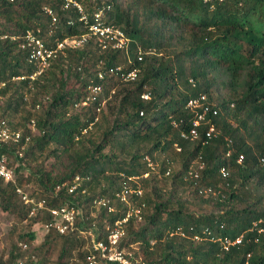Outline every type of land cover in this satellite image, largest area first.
<instances>
[{"label":"trees","instance_id":"trees-1","mask_svg":"<svg viewBox=\"0 0 264 264\" xmlns=\"http://www.w3.org/2000/svg\"><path fill=\"white\" fill-rule=\"evenodd\" d=\"M74 1L81 11L64 0H0V81L5 83L0 121L30 135L22 157H9L16 182L0 181V211L13 219L0 264H89L95 252L80 231L94 224L98 239H106L128 208L115 192L138 185L142 194L129 202L140 210L141 221L124 224L119 244L134 258L144 264H264V230H252L253 223L264 222V167L258 162L264 154V0ZM99 11L103 24L129 39L127 50L103 48L90 37L31 79L36 68L28 62L29 50L3 38L39 29L53 45L88 34ZM115 67L138 68L139 75L129 83L117 76L97 78ZM96 85L101 91L94 95L89 87ZM219 88L227 93L222 98L214 94ZM200 94L219 112L207 116L192 140L188 133L196 117L186 104ZM210 124L219 132L206 139ZM225 138L232 141L228 157ZM198 159L204 165L199 179L184 181ZM177 161L180 168L172 172ZM221 168L227 179L221 178ZM75 176L84 179V193L55 191ZM162 179H170L169 188ZM16 185L44 200L46 209L75 205L74 229L64 235L50 229L37 242L35 226L51 217L45 209L30 217ZM180 187L190 189L189 198L181 197ZM209 187L220 190L222 198L206 195ZM101 198L107 207L95 204ZM203 205L213 210L191 209ZM178 227L186 237L172 234ZM206 229L217 237L245 238L225 253L208 240L192 239Z\"/></svg>","mask_w":264,"mask_h":264},{"label":"built area","instance_id":"built-area-1","mask_svg":"<svg viewBox=\"0 0 264 264\" xmlns=\"http://www.w3.org/2000/svg\"><path fill=\"white\" fill-rule=\"evenodd\" d=\"M12 2L13 0H7ZM66 6L73 5L79 11L81 7L74 0H64ZM222 1V0H219ZM44 12L51 17V26L55 24V18L50 11V9L45 8ZM102 12L99 11L95 15V23L89 27V33L82 35L80 37L67 38L63 41L55 40L53 45H47V40H43L40 37L41 31L36 29L35 32L27 30L21 36H4V39H9L12 42H18V47L21 50H29L28 53V62L35 66L36 70L34 74L30 76L31 79H34L44 73L51 65L53 61L58 59L59 56L65 54L67 48H78L84 45L87 42V39L94 37L99 45H102L105 48L107 45H111L113 49L117 50H127L129 39H127L124 33L115 27L114 25H106L101 21ZM50 32L47 36H50ZM142 60V53L139 51L138 61ZM117 76L122 82H133L137 79L139 75L138 68H132L131 70L124 71L120 67L109 68L107 71H100L97 73V78L103 80L105 76ZM23 77H16L15 80H22ZM192 82V81H191ZM5 88V83L0 81V92ZM92 94H97L101 91L99 85L89 87ZM143 99H148L147 94L142 95ZM86 104V103H84ZM233 107V105H230ZM186 109L195 114V121L193 126L188 133V137L192 140H196L199 135L197 128L206 121L207 116L217 115L219 112L218 107L215 103L210 102L205 94H200L196 98L190 99L186 104ZM142 115V113H141ZM29 130L31 135L36 133L35 121H31L29 124ZM85 131V130H84ZM219 130L215 125L210 124L204 133L206 139H212L218 134ZM30 141V135L23 136L22 132L12 130L5 121H0V181L4 183H15V167L10 161V156L14 158L15 161H18L22 155L26 144ZM227 145V157L231 155L232 141L229 138H225ZM243 156L238 158V163H241ZM147 166L151 171H155V165L146 158ZM259 165L264 167V154L258 158ZM203 163L195 161L193 166L185 173L183 180L186 182H192L199 179L200 171L203 169ZM220 176L222 179L228 178V171L225 168L219 170ZM144 175V177H146ZM131 179V178H130ZM84 179L79 176H75L70 184H62L57 186L55 191H60L61 189H67L69 194H72L76 191L85 192L84 189ZM195 184V183H194ZM196 185V184H195ZM16 193L21 198V201L24 205L30 206L29 216H34L40 210H46L49 216L51 217V222L41 226L44 229V233H47L50 229L55 230L58 234L64 235L68 231L74 229L75 221L79 215V210L73 204H65L58 208H47L45 207V201H36L34 198H31L23 189L16 185ZM206 195L211 194V196L222 198V193L220 190H213L212 188H207L205 190ZM142 190L139 185L136 188L125 187L122 190L115 192V198L121 203L127 205V210L125 216L116 221L112 227L109 229L106 239H98V233L95 231L94 224L88 229H83L80 231L81 235L87 239L92 247L93 252L89 264H144L140 258H134L133 253L125 248H120L119 244L121 239L124 237L125 229L124 224L127 223L131 218L135 219L137 222L141 221L140 210L129 202V197L132 195L140 196ZM95 204L100 207H107L108 202L101 198L95 201ZM109 212L113 209L108 207ZM264 222L262 220L253 223L252 230H255L257 234L263 232L264 228L261 227V224ZM180 237H186V232L183 228L178 227L172 233ZM245 235H239L235 238L230 237H217L213 236L209 230H204L202 236L193 235L192 239L194 241H201L202 239L208 240L212 243L217 244L221 252H229L232 248L240 246L243 244ZM23 249L27 248V245H22ZM250 255H247V259ZM248 264V261L245 262Z\"/></svg>","mask_w":264,"mask_h":264},{"label":"rangeland","instance_id":"rangeland-1","mask_svg":"<svg viewBox=\"0 0 264 264\" xmlns=\"http://www.w3.org/2000/svg\"><path fill=\"white\" fill-rule=\"evenodd\" d=\"M173 46L176 47L174 42H172V44H171V47H173ZM176 50L178 52L180 51L179 49H176ZM213 93H214V91H213ZM214 94L216 97L222 98L227 93H226V90L224 88H219L218 91L215 90ZM179 168H180V165L177 161L174 164H172L171 170H172V172L178 171ZM163 182H166L167 188L170 187V179H167L166 181H164L162 179L161 183L163 184ZM27 188H29V186ZM189 192H190V189H188V188L183 189L182 187H180L179 193H180L182 198H189ZM191 209L193 210L194 213H197V211H202L206 214L213 210V208L211 206H207V205H203L200 209L199 208L197 209L196 207H191ZM12 223H13L12 217L3 213L2 211H0V255L3 253V251L5 249L6 237H7L8 230L11 227ZM34 231L36 233L37 242L41 241V239L44 235V229L41 226L36 225L34 228Z\"/></svg>","mask_w":264,"mask_h":264},{"label":"clouds","instance_id":"clouds-1","mask_svg":"<svg viewBox=\"0 0 264 264\" xmlns=\"http://www.w3.org/2000/svg\"><path fill=\"white\" fill-rule=\"evenodd\" d=\"M231 105H233V104H231ZM234 106V105H233Z\"/></svg>","mask_w":264,"mask_h":264}]
</instances>
